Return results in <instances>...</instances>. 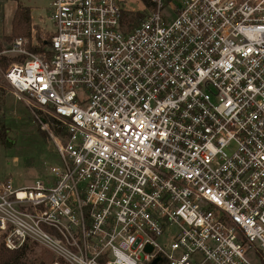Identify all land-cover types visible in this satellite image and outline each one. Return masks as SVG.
Here are the masks:
<instances>
[{"label": "built area", "instance_id": "obj_1", "mask_svg": "<svg viewBox=\"0 0 264 264\" xmlns=\"http://www.w3.org/2000/svg\"><path fill=\"white\" fill-rule=\"evenodd\" d=\"M128 1L51 0L43 50L0 52L62 159L0 181V239L50 264H264V0Z\"/></svg>", "mask_w": 264, "mask_h": 264}, {"label": "rangeland", "instance_id": "obj_2", "mask_svg": "<svg viewBox=\"0 0 264 264\" xmlns=\"http://www.w3.org/2000/svg\"><path fill=\"white\" fill-rule=\"evenodd\" d=\"M50 4L51 0H0V52L10 49L18 37L28 39V52H35V46L42 47L44 33L41 29L48 34L55 31ZM19 7L29 10L31 22L29 29L24 26L16 33L13 20ZM124 8L139 10L141 4L129 0ZM33 26L36 32H33ZM1 57L3 68H7L11 62H23L28 56L6 52ZM37 115L15 98L9 85L0 78V128L5 127L0 134L4 135L0 136V181L12 179L17 187L28 186L47 173L46 163L62 164L59 153L53 149L51 136V133H58L56 120L45 112ZM0 243H3L1 239ZM28 246L27 261L50 264L54 259L53 254L41 245L30 243Z\"/></svg>", "mask_w": 264, "mask_h": 264}, {"label": "trees", "instance_id": "obj_3", "mask_svg": "<svg viewBox=\"0 0 264 264\" xmlns=\"http://www.w3.org/2000/svg\"><path fill=\"white\" fill-rule=\"evenodd\" d=\"M127 17V16H126ZM129 17V16H128ZM141 18H143V15L138 14L137 16H133L129 18L130 21H139ZM31 22V17H30V12L29 10L19 7L15 13L13 24L16 30V33H19L21 30V27L26 28L24 29H29V25ZM35 52H39L43 50L42 47H33ZM0 50H2V46L0 44ZM5 129V127H3ZM3 128H0V134H2ZM4 136V135H0ZM29 246L24 245L23 247L15 250H10L5 247L3 243H0V264H37L36 262H31L26 260V255L28 252ZM39 264H44V263H39Z\"/></svg>", "mask_w": 264, "mask_h": 264}, {"label": "water", "instance_id": "obj_4", "mask_svg": "<svg viewBox=\"0 0 264 264\" xmlns=\"http://www.w3.org/2000/svg\"><path fill=\"white\" fill-rule=\"evenodd\" d=\"M159 260H160V258H156V259H154V260L152 261L151 264H158Z\"/></svg>", "mask_w": 264, "mask_h": 264}, {"label": "crops", "instance_id": "obj_5", "mask_svg": "<svg viewBox=\"0 0 264 264\" xmlns=\"http://www.w3.org/2000/svg\"><path fill=\"white\" fill-rule=\"evenodd\" d=\"M33 30H35V29H34V26H33ZM34 37H35V36H33V38H34Z\"/></svg>", "mask_w": 264, "mask_h": 264}]
</instances>
